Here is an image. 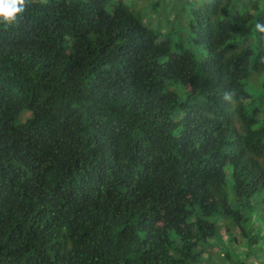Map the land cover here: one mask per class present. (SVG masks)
<instances>
[{"label": "trees", "instance_id": "16d2710c", "mask_svg": "<svg viewBox=\"0 0 264 264\" xmlns=\"http://www.w3.org/2000/svg\"><path fill=\"white\" fill-rule=\"evenodd\" d=\"M154 1L143 21L142 0H26L0 23V264L264 253V0Z\"/></svg>", "mask_w": 264, "mask_h": 264}, {"label": "rangeland", "instance_id": "374dc122", "mask_svg": "<svg viewBox=\"0 0 264 264\" xmlns=\"http://www.w3.org/2000/svg\"><path fill=\"white\" fill-rule=\"evenodd\" d=\"M125 1L127 3H129L131 6L134 4L138 5V3H140V2H137V0H125ZM162 1L163 0H160V3ZM206 1H211V0H206ZM153 2H155V1L154 0H151V1L150 0H142V2L140 4L143 6H141L140 8H135L136 10H134V9L133 10L135 13L140 14L142 16L141 17L142 20L144 21V19L151 16L147 13V7L150 4H152ZM189 8H190L189 0H178V2L176 3V7H175L176 11L180 12L182 14V16L185 15V9H189ZM162 11H164L163 8H162ZM162 11H158V12L163 14ZM157 15H159V14L158 13L154 14V16H157ZM160 26H161L160 24L159 25L153 24L152 27L156 30H160V28H162V26L161 27ZM254 217H255L254 218L255 227H257L258 230H261V234H262L261 240L264 243V218H263V216L259 210L256 211V214L254 215ZM216 236L222 237L224 240L229 241L233 237L239 236V234L235 230H233L231 227L227 228L225 226H223V227L218 226L217 231H216ZM239 250H240L239 247H237L235 252L238 253ZM255 259H256V260H254L255 264H261L262 263L261 259H264V253ZM203 264H222V263L218 262L217 260H211L210 256L207 254L205 259H204Z\"/></svg>", "mask_w": 264, "mask_h": 264}, {"label": "clouds", "instance_id": "9594fccd", "mask_svg": "<svg viewBox=\"0 0 264 264\" xmlns=\"http://www.w3.org/2000/svg\"><path fill=\"white\" fill-rule=\"evenodd\" d=\"M26 0H0V23L12 25L18 16L25 11ZM256 28L264 32V27L257 24Z\"/></svg>", "mask_w": 264, "mask_h": 264}]
</instances>
